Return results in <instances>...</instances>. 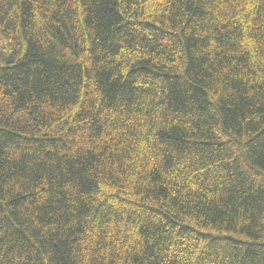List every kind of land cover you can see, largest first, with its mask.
I'll return each mask as SVG.
<instances>
[{"label": "trees", "instance_id": "obj_1", "mask_svg": "<svg viewBox=\"0 0 264 264\" xmlns=\"http://www.w3.org/2000/svg\"><path fill=\"white\" fill-rule=\"evenodd\" d=\"M0 264H264V0H0Z\"/></svg>", "mask_w": 264, "mask_h": 264}]
</instances>
